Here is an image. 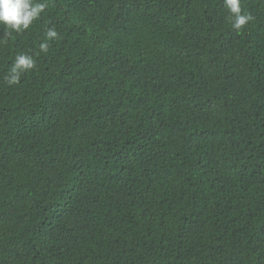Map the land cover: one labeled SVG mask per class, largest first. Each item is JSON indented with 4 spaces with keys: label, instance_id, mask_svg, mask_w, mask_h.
<instances>
[{
    "label": "trees",
    "instance_id": "trees-1",
    "mask_svg": "<svg viewBox=\"0 0 264 264\" xmlns=\"http://www.w3.org/2000/svg\"><path fill=\"white\" fill-rule=\"evenodd\" d=\"M37 2L0 25V264H264V0Z\"/></svg>",
    "mask_w": 264,
    "mask_h": 264
},
{
    "label": "clouds",
    "instance_id": "clouds-1",
    "mask_svg": "<svg viewBox=\"0 0 264 264\" xmlns=\"http://www.w3.org/2000/svg\"><path fill=\"white\" fill-rule=\"evenodd\" d=\"M224 3L230 13L234 14V28L241 29L253 19L250 14H241L240 0H224ZM45 7V3L37 2V0H0V25L17 32L26 30L34 20L39 18ZM57 36L58 33L54 28H50L46 32L48 40L55 39ZM40 49L47 52L48 43L46 41L41 43ZM34 67L35 60L31 56L18 55L10 69L7 82L10 85L18 83L21 73Z\"/></svg>",
    "mask_w": 264,
    "mask_h": 264
}]
</instances>
